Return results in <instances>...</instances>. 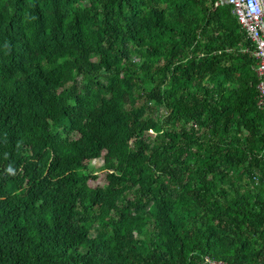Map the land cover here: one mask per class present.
<instances>
[{"label":"trees","instance_id":"trees-1","mask_svg":"<svg viewBox=\"0 0 264 264\" xmlns=\"http://www.w3.org/2000/svg\"><path fill=\"white\" fill-rule=\"evenodd\" d=\"M252 48L222 0H0V264H264Z\"/></svg>","mask_w":264,"mask_h":264},{"label":"built area","instance_id":"built-area-1","mask_svg":"<svg viewBox=\"0 0 264 264\" xmlns=\"http://www.w3.org/2000/svg\"><path fill=\"white\" fill-rule=\"evenodd\" d=\"M233 7V12L252 41L250 50L256 59L258 77L257 101L264 111V0H222ZM210 264H225L207 259Z\"/></svg>","mask_w":264,"mask_h":264},{"label":"rangeland","instance_id":"rangeland-1","mask_svg":"<svg viewBox=\"0 0 264 264\" xmlns=\"http://www.w3.org/2000/svg\"><path fill=\"white\" fill-rule=\"evenodd\" d=\"M104 160L101 158L98 159H94L92 161H90V168H92V171H94V173L98 174V175H102L103 173V169H101L102 165H103ZM98 181L95 180H90L91 184H95Z\"/></svg>","mask_w":264,"mask_h":264},{"label":"clouds","instance_id":"clouds-1","mask_svg":"<svg viewBox=\"0 0 264 264\" xmlns=\"http://www.w3.org/2000/svg\"><path fill=\"white\" fill-rule=\"evenodd\" d=\"M9 171H12L11 169H9Z\"/></svg>","mask_w":264,"mask_h":264}]
</instances>
